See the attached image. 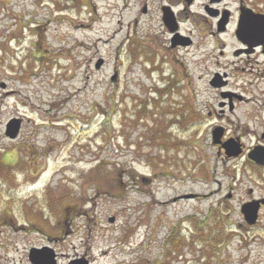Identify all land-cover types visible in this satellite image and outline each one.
I'll return each mask as SVG.
<instances>
[{"label": "rangeland", "instance_id": "1", "mask_svg": "<svg viewBox=\"0 0 264 264\" xmlns=\"http://www.w3.org/2000/svg\"><path fill=\"white\" fill-rule=\"evenodd\" d=\"M145 1L0 0L2 206L21 204L10 224L25 223L26 209L63 237L59 250L92 264H264V227L238 228L251 169L227 162L222 172L205 119L217 96L214 68H202L224 35L200 28L192 40L207 44L174 49L157 24L165 0H147L143 13ZM12 118L15 140L5 135ZM226 192L234 197L222 204ZM218 226L215 247L202 236ZM26 232L0 244L46 241Z\"/></svg>", "mask_w": 264, "mask_h": 264}, {"label": "flooded vegetation", "instance_id": "2", "mask_svg": "<svg viewBox=\"0 0 264 264\" xmlns=\"http://www.w3.org/2000/svg\"><path fill=\"white\" fill-rule=\"evenodd\" d=\"M194 3L195 0L190 3L188 0L163 1L157 24H161L169 35L170 28H173L174 38L178 42L175 47H172L174 49H186L194 45L198 50L199 47L207 44L208 42L205 41L194 43L192 40L195 36L193 32H201L200 28L211 36L224 35V41L221 43L215 45L212 42L213 56L200 53L199 59L208 56L205 58L204 67L201 68L203 70L210 66L214 68L207 79V85L210 90L215 91L217 96L216 101L205 108V119L214 124L209 129L211 139L213 131L216 128L220 130L221 143L212 146L221 160L222 172H224V166L228 167L227 162H232L236 166V163L241 161L243 173L245 168L251 169L254 189L247 188L245 191L247 197L241 201V206L249 201H260L256 211L257 218L252 224L246 223L240 207L238 213L243 223L239 224L238 228L259 229L262 228L261 226L264 227V2L263 0H236L235 8L231 10L229 1L205 0L197 10L193 11L190 7ZM149 9V2L146 0L142 12L147 13ZM184 13V17L181 16ZM183 24H188L187 28L184 26L187 30L182 29ZM199 61L202 62V60ZM194 64L200 65L197 61ZM19 133L20 129L18 135ZM171 143L176 146L178 141ZM234 151L237 152L236 155L233 154ZM15 164L11 166L21 170L20 165ZM244 177L239 179L243 181ZM1 178L2 176L0 177V235L2 238L8 234L14 235L19 228L26 230V233H40L46 241L23 247L16 243L10 244L11 239L7 237L8 244H0V264L93 263L84 252L68 255L59 250L60 245L57 242H60L63 237L52 239V235L46 233L45 222L43 220L34 222L28 219L30 214L26 209L23 211L26 222L17 228L13 227L10 222H14L15 215L10 209L21 211V207L19 208L21 204L15 206L14 202L5 201L2 206L4 203H2V194L8 192L9 186L4 184ZM232 193L224 194L222 204L234 197ZM19 197L20 195H17L16 199ZM19 213L22 215L21 212ZM1 228H8V234L5 232L3 236L5 229L1 230Z\"/></svg>", "mask_w": 264, "mask_h": 264}, {"label": "water", "instance_id": "3", "mask_svg": "<svg viewBox=\"0 0 264 264\" xmlns=\"http://www.w3.org/2000/svg\"><path fill=\"white\" fill-rule=\"evenodd\" d=\"M173 28H170V31H172ZM175 36H173V38L171 39L172 41V46H175L178 42H176V38H174ZM103 60L100 58L96 61L95 63V68L98 69L100 68V66L102 65ZM112 80H115V76H112L111 78ZM1 86H4V83H1ZM19 126H20V120L16 119V118H12L7 124H6V130H5V135L10 137V138H15L18 130H19ZM219 128V127H218ZM220 130H218L217 128L213 131V136H212V143L213 144H220L221 141L219 140L220 137ZM234 155L237 154L236 151L233 152ZM182 197L185 198H191V197H195V194H185ZM260 203V201H249L245 204H243L241 206V213L244 214V219L245 221H247L246 223L252 224L255 222L256 218H257V209H258V204ZM113 217L109 218V221L113 222Z\"/></svg>", "mask_w": 264, "mask_h": 264}, {"label": "trees", "instance_id": "4", "mask_svg": "<svg viewBox=\"0 0 264 264\" xmlns=\"http://www.w3.org/2000/svg\"><path fill=\"white\" fill-rule=\"evenodd\" d=\"M213 226V225H212ZM221 226V225H220ZM220 226H218V234H214L213 236L212 235H207V234H204L203 236H202V239H204V240H210V243H212L215 247L217 246V244H219L220 243V241H221V239H220V237H221V235H222V232H221V228H220ZM210 230H212L213 231V229L211 228ZM212 236V237H211ZM211 238V239H210ZM173 243H175V246H173L172 248H175L176 247V244H179L178 243V241L177 240H174L173 241ZM211 246V250L213 249V246L212 245H210ZM176 249V248H175Z\"/></svg>", "mask_w": 264, "mask_h": 264}]
</instances>
